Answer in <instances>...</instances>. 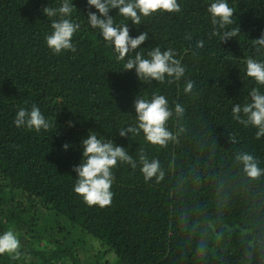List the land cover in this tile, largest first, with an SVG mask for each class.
Listing matches in <instances>:
<instances>
[{
    "label": "trees",
    "instance_id": "trees-1",
    "mask_svg": "<svg viewBox=\"0 0 264 264\" xmlns=\"http://www.w3.org/2000/svg\"><path fill=\"white\" fill-rule=\"evenodd\" d=\"M61 2L0 0V234L13 230L21 242V256L5 254L0 264H264V136L257 139L258 129L239 124L231 111L250 101L253 88L264 93L245 64L249 57L264 61V49L251 42L264 32V0H227L234 15L224 30L238 26L240 34L226 43L210 35L207 8L215 0H177L180 12L141 17L139 25L112 9L131 37L149 36L124 60L88 25L87 13L96 10L87 0H72L71 19L81 24L76 50L53 54L45 38L58 17L42 9ZM156 46L175 51L186 69L179 81L139 80L134 69L125 71L135 51L149 58ZM186 80L195 82L191 93ZM154 95L167 98L173 115L166 127L176 139L161 147L142 132L119 136L137 123L135 98ZM175 103L183 116L175 115ZM33 105L52 125L47 131L14 125L17 111ZM90 131L137 163L112 170L113 199L104 208L73 192L72 169ZM141 151L159 162L162 179L144 180ZM242 152L257 160L258 178L247 177L236 160Z\"/></svg>",
    "mask_w": 264,
    "mask_h": 264
},
{
    "label": "clouds",
    "instance_id": "clouds-1",
    "mask_svg": "<svg viewBox=\"0 0 264 264\" xmlns=\"http://www.w3.org/2000/svg\"><path fill=\"white\" fill-rule=\"evenodd\" d=\"M89 8L96 11L87 13V23L93 29H98L103 39L114 46L118 60H124L129 53L140 49V46L148 40L147 32H143L135 38L130 36L127 24L117 25L110 10L117 9L118 15L131 21L133 25L141 23V17H149L157 12L178 13L181 7L177 0H87ZM72 0H62L59 7L46 6L42 9L43 15L51 19V34L46 36V45L53 54H61L63 51L74 52L73 36L77 33L81 24L71 19L74 11ZM211 16V24L214 31L211 36H219L221 43L236 38L240 34L239 27L231 30H224L226 26L233 23L234 10L229 6L227 0H215L207 8ZM224 30V31H221ZM191 39L190 36L186 37ZM252 42L257 52L264 49V32L258 39ZM204 41L197 42L196 47L202 48ZM149 58H144L141 51H135L134 58H128L124 64L125 71L135 70L139 80L147 79L157 82L168 83L179 81L185 74V67L180 59L175 58L173 49L162 51L156 46L147 53ZM246 75L254 79L257 85L264 86V61H259L249 57L245 61ZM185 93L194 91L195 82L186 80ZM250 101L244 105L235 104L232 111L233 120L245 127L251 125L258 129L256 138L264 136V93L258 88H253L249 93ZM136 113V125L127 127L119 132V136L125 137L129 133L143 137L147 143L153 146L164 147L170 140H175L176 136L166 127L167 121L172 117L173 111L169 108V103L164 95H154L151 100L136 97L134 100ZM174 112L177 117L183 116L185 109L180 103H175ZM14 125L17 128L25 127L40 132L47 131L52 125L45 118L40 108L36 105L31 110L20 108L14 118ZM68 126H73L68 122ZM183 131V129H181ZM69 144L62 146L67 150ZM82 157L78 166L72 171L76 173L73 192L80 196L88 206H99L104 208L109 206L113 199V169L118 163L129 165L136 169L137 163L132 155L124 147L116 146L112 140H104L95 132H89L87 137L81 141ZM236 160L242 163L243 171L247 177L256 179L262 174L255 157L247 152L239 153ZM140 171L145 181L156 177L163 178V172L157 160L149 161L144 152L139 153ZM21 242L18 235L13 230L4 231L0 234V256L8 254L13 260L21 256ZM203 254V246L200 249Z\"/></svg>",
    "mask_w": 264,
    "mask_h": 264
},
{
    "label": "rangeland",
    "instance_id": "rangeland-1",
    "mask_svg": "<svg viewBox=\"0 0 264 264\" xmlns=\"http://www.w3.org/2000/svg\"><path fill=\"white\" fill-rule=\"evenodd\" d=\"M19 237V236H18ZM29 246V245H28ZM28 246H26L27 248H28ZM27 248H25V250L27 249ZM40 249H44V250H49V248L50 247H45L44 245H41L40 247H39ZM27 258V257H26ZM28 259V258H27Z\"/></svg>",
    "mask_w": 264,
    "mask_h": 264
}]
</instances>
